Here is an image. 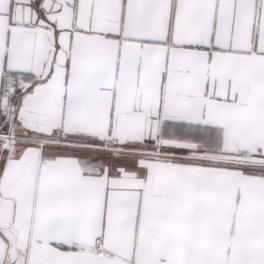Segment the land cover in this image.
<instances>
[{
    "label": "snow or ice",
    "instance_id": "1",
    "mask_svg": "<svg viewBox=\"0 0 264 264\" xmlns=\"http://www.w3.org/2000/svg\"><path fill=\"white\" fill-rule=\"evenodd\" d=\"M0 264H264V0H0Z\"/></svg>",
    "mask_w": 264,
    "mask_h": 264
}]
</instances>
